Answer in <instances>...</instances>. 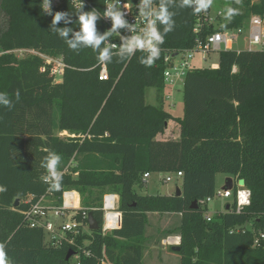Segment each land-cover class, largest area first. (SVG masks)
Segmentation results:
<instances>
[{
	"label": "trees",
	"instance_id": "trees-1",
	"mask_svg": "<svg viewBox=\"0 0 264 264\" xmlns=\"http://www.w3.org/2000/svg\"><path fill=\"white\" fill-rule=\"evenodd\" d=\"M41 1L0 0L7 17L0 30V92L15 103L11 110L0 105V186L7 189L0 192V242H6L13 264H76L72 257L66 260L76 246L47 245L44 231L31 228L12 209L16 198L46 192L41 161L50 151L62 156L61 170L74 162L63 174L62 186L80 192L111 188L119 195L121 226L107 234L99 229L80 235L79 244L91 254H82L79 264H103L102 259L106 264H143L148 212L181 214L174 230L181 237L180 264H264V240L253 246L255 234L264 231V49L221 50L217 67L190 70L183 87L184 113L174 116L164 108L162 52L151 67L139 62L143 53L124 62L114 55L107 63L109 78L100 80L98 53L70 50L51 31L53 16L43 11ZM90 1L103 9L105 0ZM241 6L231 22L207 27L202 35L243 26L251 14L264 16V0H243ZM57 11L69 12L74 22L68 26L79 29L76 7L64 2L53 15ZM176 11L175 30L167 34L163 49L195 44L193 10ZM97 28L100 34L107 31L102 18ZM19 49L62 57L67 64L63 80L56 83L49 69L40 70L41 56H19ZM151 87L157 89L158 104L146 101ZM16 89L21 93L18 102ZM170 119L180 125L179 138L157 139ZM65 130L85 137H60ZM177 171L183 174L179 196L176 190L172 195L137 190L146 172ZM218 173L243 178L250 203L237 211L228 202V210L208 221L201 202L214 195ZM101 205L92 210L100 224ZM248 223L251 228L230 232Z\"/></svg>",
	"mask_w": 264,
	"mask_h": 264
},
{
	"label": "built area",
	"instance_id": "built-area-1",
	"mask_svg": "<svg viewBox=\"0 0 264 264\" xmlns=\"http://www.w3.org/2000/svg\"><path fill=\"white\" fill-rule=\"evenodd\" d=\"M64 2H69L74 7L78 8L84 3L85 6H91L95 8L90 0H52V11L62 5ZM112 0H105L102 10H97L103 15L106 10L107 4ZM157 2V1H156ZM140 0H121V4H126L125 18L129 23L137 24L138 27H142L141 17L139 16V9L137 4ZM43 5V0L41 1ZM212 7L205 13L201 12L195 14V25L193 32L195 33V44L192 47L181 49H163L161 47L162 63L164 64L163 78L165 85L175 84L177 81L185 80L187 73L195 68H198L194 64V60L197 55L200 59L206 60L208 54L213 51H221L226 49H232V41L236 39V36L243 32H248V42L246 49H262L264 47V16L260 14H253L249 21L243 26L228 28L226 30H216L211 33L202 35L205 28L210 26H217V17L222 15V11H218L213 16ZM106 25V30L112 27V20L108 17L101 16ZM221 23V22H220ZM219 23V24H220ZM131 36L132 32L121 28L118 33L112 35L108 44H116L119 46L122 41L120 36ZM32 51L31 53L37 54L44 59V64L41 66V71L50 70L51 75L56 83L63 80V75L67 64L62 57H53L43 54L34 49H19ZM142 53L137 51L136 53ZM135 53V54H136ZM145 54V53H143ZM146 55V54H145ZM134 56V55H133ZM178 58V60H177ZM100 65L99 79L107 80L109 78V71L107 63H98ZM50 66V68H49ZM166 99H170L167 95ZM70 137H75L76 134H68ZM71 166H74V162L71 160L67 167L62 171L63 174L70 172ZM47 173L45 172L44 175ZM76 175V173H75ZM151 175L150 172H146L143 175V180L147 181ZM182 172H167L164 177V182H170L174 176L177 178L182 177ZM250 190L244 185L238 183V179L233 177V187L231 189H216L214 195L202 200L201 204L207 207L204 213L205 218L209 221L212 216L208 211V204L216 197L229 198L232 197L230 203L236 204L237 211L250 203ZM20 204L24 205L23 208H18L20 213L25 217L26 223L31 228H40L45 234V243L52 247H61L64 244L74 245L78 249L74 251L71 256L72 261L76 264L80 263V257L82 254L88 256L91 254L90 250L84 248L83 244H79L78 237L80 235H92L94 230L89 226V213L95 209L94 207H85L81 204V196L78 190L72 187L62 186L57 191H50L49 186L45 193L37 196L34 193L27 194L24 198L20 199ZM230 207V206H229ZM103 214V222L100 224L101 232L103 234L110 233L114 229L121 226L122 213L119 210V195L115 192H107L102 199V205L100 207ZM229 209V208H228ZM227 208L225 210H228ZM251 228V224L237 225L233 227L230 232H237ZM264 240V231L259 230L253 241V246H260ZM181 237L171 236L168 237L167 243L180 244ZM86 243L88 240L86 239ZM83 248V249H82ZM102 263L106 264L105 259H102Z\"/></svg>",
	"mask_w": 264,
	"mask_h": 264
},
{
	"label": "clouds",
	"instance_id": "clouds-1",
	"mask_svg": "<svg viewBox=\"0 0 264 264\" xmlns=\"http://www.w3.org/2000/svg\"><path fill=\"white\" fill-rule=\"evenodd\" d=\"M214 0H140L137 4L142 27L129 23L125 18L126 4L122 5L121 0H112L107 4L103 15L93 8L90 11L84 10V3L78 6L76 16L79 21V29L73 30L70 26L73 16L69 12L57 11L52 13V0H43L42 9L48 15H52L50 29L56 33L68 45V48L77 54L83 48H91L97 52V60L100 63H111L115 55L120 62L131 59L137 51L145 53L139 58V62L146 67H151L160 57L161 45L169 32L175 30L174 17L178 14L177 9L191 8L194 14L207 12L213 5ZM243 0H234L235 5H242ZM240 14L239 7L228 6L224 12V19L231 22ZM101 16L112 20V27L100 34L97 28V20ZM61 22L64 27L58 26ZM125 28L132 32L131 36H120L122 43L109 45V38L118 33V30ZM104 45V47H101ZM20 89L15 91V101L20 100ZM0 105L11 110L15 103L7 92H0ZM62 156L50 151L41 161V167L46 170V175L41 180L48 184L50 191H57L61 188L63 173L60 169ZM6 187L0 186V192L6 191ZM0 264H13L6 251V242H0Z\"/></svg>",
	"mask_w": 264,
	"mask_h": 264
},
{
	"label": "rangeland",
	"instance_id": "rangeland-1",
	"mask_svg": "<svg viewBox=\"0 0 264 264\" xmlns=\"http://www.w3.org/2000/svg\"><path fill=\"white\" fill-rule=\"evenodd\" d=\"M258 0H252V2H257ZM228 6L239 7L240 10L243 8L241 5H235L234 0H214L212 5L213 16L218 11H222V15L217 17V24L220 22L226 21L224 19V12ZM253 14L250 15V17ZM250 19V18H249ZM248 20L245 21L247 23ZM7 26V17L4 12L0 9V30L4 29ZM248 32L245 31L242 34L236 36V39L232 41V48L235 50L246 49L248 42ZM264 49V47L262 48ZM19 56H24L31 53L32 51L27 50H16L15 51ZM220 51H213L208 54L206 60H201L200 56L197 55L194 64L198 68H211L215 67L214 65L219 63ZM178 60V58H177ZM183 87L184 80L177 81L172 85H165L163 89V94L165 98L164 108L171 112L174 116H182L184 113L183 105ZM169 95L170 99H166V96ZM146 101L152 104H158L157 98V89L148 88L146 92ZM170 125L165 129L164 132L160 133L157 136V139H172L174 135H171L172 127L176 130V139L179 138L180 134V125L173 119L169 120ZM168 124V123H167ZM165 133V134H164ZM72 134L68 131H62L59 133V136L62 138H68ZM82 138L85 137V134H76ZM175 139V138H173ZM167 175V172H152L150 177L147 178V181L143 185L138 186L137 190L142 194H162V195H172L175 193L177 187H182L181 178L174 176L173 180L170 182H164V177ZM227 177L223 173H218L216 175L217 190L223 189ZM235 178V177H234ZM76 189V188H74ZM78 190V189H76ZM81 204L85 207H98V205L105 193L113 192L111 188H88L84 192H80ZM96 196H100V199H94ZM232 197L223 198L216 197L208 204V210L211 213H218L215 208H226V204L231 202ZM87 204L85 205V203ZM12 209L17 210L16 206H13ZM181 216L176 212H148V224L146 226L145 235L148 236V240L144 245V255H143V264H180L181 255L178 252H175L171 249L172 244L167 243L168 237L179 235L177 232H174L180 224ZM181 242V241H180Z\"/></svg>",
	"mask_w": 264,
	"mask_h": 264
},
{
	"label": "water",
	"instance_id": "water-1",
	"mask_svg": "<svg viewBox=\"0 0 264 264\" xmlns=\"http://www.w3.org/2000/svg\"><path fill=\"white\" fill-rule=\"evenodd\" d=\"M226 183H225V185H224V187L223 188H225V189H231L232 187H233V177L232 176H227V178H226ZM238 183L240 184V185H244L245 184V180L242 178V179H239V181H238ZM182 194V189L180 188V187H177L176 188V193H175V195H181ZM19 203H20V198H16L15 199V204H14V206H18L19 205ZM194 204H195V206L194 207H197V204H196V202H194ZM193 207V206H192ZM227 209L229 208V204L227 205V207H226ZM89 226H90V229L91 230H99V228H100V222H99V220L95 217V215H94V213H93V211H91L90 213H89ZM171 249L173 250V251H175V252H178L179 250H180V245L179 244H174V245H172L171 246ZM74 254V250H72V249H70L68 252H67V254H66V260L67 261H69L70 260V258H71V256Z\"/></svg>",
	"mask_w": 264,
	"mask_h": 264
},
{
	"label": "crops",
	"instance_id": "crops-1",
	"mask_svg": "<svg viewBox=\"0 0 264 264\" xmlns=\"http://www.w3.org/2000/svg\"><path fill=\"white\" fill-rule=\"evenodd\" d=\"M232 49H233V48H232ZM239 50H241V49H239ZM214 66L217 67L218 64H216V65H214ZM167 125H168V126L170 125V122H169V121H168V124H167ZM167 128H168V127H167ZM171 129H172L171 135H174L173 138L176 139V136H175V135H176V130L174 129V127H172ZM164 134H165V133H164ZM157 136H159V134H158ZM173 138H172V139H173ZM159 139H160V140H165V139H162V138H159ZM225 175H226V174H225ZM226 176H228V175H226ZM226 178H227V177H225V180H226ZM226 207H227V206H226ZM225 209H226V208H225ZM225 209H224V208L222 209V208L218 207V208H215L214 210H217V212H222V211H225ZM208 211H209V210H208ZM209 213H210V212H209ZM178 214L181 216L180 213H178ZM210 214L213 215V214H215V213H212V212H211Z\"/></svg>",
	"mask_w": 264,
	"mask_h": 264
}]
</instances>
